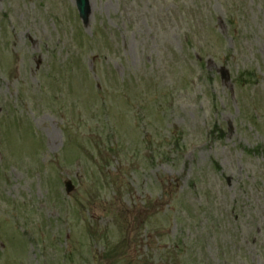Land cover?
Here are the masks:
<instances>
[{
	"label": "rangeland",
	"instance_id": "374dc122",
	"mask_svg": "<svg viewBox=\"0 0 264 264\" xmlns=\"http://www.w3.org/2000/svg\"><path fill=\"white\" fill-rule=\"evenodd\" d=\"M90 6L0 0V264H264V0Z\"/></svg>",
	"mask_w": 264,
	"mask_h": 264
},
{
	"label": "water",
	"instance_id": "95a60500",
	"mask_svg": "<svg viewBox=\"0 0 264 264\" xmlns=\"http://www.w3.org/2000/svg\"><path fill=\"white\" fill-rule=\"evenodd\" d=\"M77 6L79 8L80 14L85 22L88 21V17L90 15V6L89 0H77Z\"/></svg>",
	"mask_w": 264,
	"mask_h": 264
}]
</instances>
